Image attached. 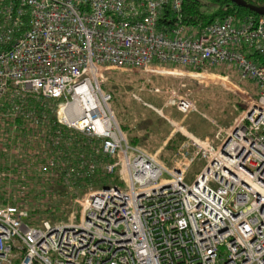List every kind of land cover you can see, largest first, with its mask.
Listing matches in <instances>:
<instances>
[{
    "label": "built area",
    "instance_id": "1",
    "mask_svg": "<svg viewBox=\"0 0 264 264\" xmlns=\"http://www.w3.org/2000/svg\"><path fill=\"white\" fill-rule=\"evenodd\" d=\"M182 9L183 0H0V106L8 97L11 117L34 122L14 103L60 101L58 125L115 158L85 171L117 170L121 183L89 189L65 221L30 227L28 204L11 203V169L0 264H264V66L245 53H264V17L228 15L192 28ZM164 65L223 82L206 68L233 70L254 89L238 94L245 110L227 130L196 101L162 91L163 108L147 106L175 109L173 126L189 119L214 128L205 139L180 132L188 141L169 163L127 142L102 89L112 71L147 76L167 73ZM194 162L202 169L186 183Z\"/></svg>",
    "mask_w": 264,
    "mask_h": 264
},
{
    "label": "trees",
    "instance_id": "2",
    "mask_svg": "<svg viewBox=\"0 0 264 264\" xmlns=\"http://www.w3.org/2000/svg\"><path fill=\"white\" fill-rule=\"evenodd\" d=\"M244 1L253 6L264 7V0ZM182 12L183 23L192 28H203L228 15L240 18L247 15L260 17L228 0H183ZM245 53L252 61L264 66V53ZM224 70L226 69L206 68L212 74L231 76L230 72ZM137 81L125 79L121 83L109 80L102 89L112 96L113 103L124 110V94L126 91L131 92ZM235 83L244 87L237 79ZM202 96L211 105L209 112L213 119L221 121L226 129L232 128L245 110V106L238 103L234 96L225 94L219 88L204 90ZM145 101L155 108L161 107L157 96L148 95ZM59 103L60 101L33 96L27 97L22 104L15 102L14 106L24 107L26 112L37 116V121L34 122L20 114L11 117L13 105L8 97L0 106V207L5 204V188L9 183L7 174L12 169L13 178L9 183L13 194L11 203L20 201L28 204L30 211L27 225L30 227L40 226V222L45 219L67 220L77 209L74 201L82 198L89 189L121 185L117 170L112 175L105 174L100 167L93 173L85 171L88 163L103 165L114 162L115 158L104 155L98 141L58 125L55 110ZM142 109L148 116H142L140 120L133 122L129 118L124 124L116 121L124 134L135 131L129 140L130 144L148 154H154L162 136L166 138L170 134L171 126L149 108ZM175 113L168 112V116L178 121L179 115ZM43 116L46 117V122L42 121ZM154 125L156 129L153 128ZM182 127L199 139H205L211 132L188 120L182 123ZM171 135L163 149L165 152L180 154L181 146L188 140L180 133ZM51 160L54 166H49Z\"/></svg>",
    "mask_w": 264,
    "mask_h": 264
},
{
    "label": "rangeland",
    "instance_id": "3",
    "mask_svg": "<svg viewBox=\"0 0 264 264\" xmlns=\"http://www.w3.org/2000/svg\"><path fill=\"white\" fill-rule=\"evenodd\" d=\"M161 68L163 69V71H165L167 73H162V74L154 73V74H148L146 76L145 74H140V73H130L129 74L126 71H116L115 70V71H112L111 74H107V81L116 80V82L123 83V80H125V79H127V80H129V79L130 80H138L135 83L132 91L131 92L126 91V93L124 94L123 102L126 106L124 110H121L120 107L116 103H113V102L110 103V108L112 109L116 120L120 124H124L126 122V120H128L129 118H130L131 122H133L135 120H140V118H142V116L143 117L148 116L147 112L142 109L143 107L149 108L147 105L151 106L152 108H154L158 111L161 108H163V106H164V104L168 98V95L162 92L164 90H170V89L176 90L178 92L179 96L184 97L188 100L196 101V103H199L201 108L204 109L206 116L207 117L210 116L211 118H213L209 112L211 105H210L209 101L206 98H203V96H202L204 90L211 89V88H219L225 94L234 96L236 101L240 104H243V105H244V103L240 102L241 100H240L238 94H240V96H242L241 93L243 91H248L250 93L254 92L253 84L250 83L248 80L242 79L241 76L233 70H224V72H230L231 76H229V77H224V76H221L218 74H212V73L208 72V74H210V75H218L220 77L226 78V80H225L226 82H223L220 80L212 81V80H208V79H206V80L205 79H197V78L188 76V74L191 73V70L188 68H181V67L167 68L166 66H162ZM169 71H171L172 73H169ZM235 79H237V81H239V83H243L244 87H241L237 83H235ZM148 95H154V96H157L158 98H160L161 107L155 108L151 104L147 103L145 101V97ZM134 96L137 97L138 100L135 99ZM162 97H164L163 100H162ZM149 109L151 111L155 112L160 118H163L171 126L170 134L167 135L166 138H165V136H162V138L159 142V145L157 146V151H156V152H158L159 157H162V155H164V159H166V162L169 163L173 156H179L180 154H177L176 152H171V151L165 152V150L163 149L165 146V143L172 136L171 134L180 133V132H187V131L182 126H177V125L173 126L172 125V123L178 124L181 121V117L176 112L175 109H173V108L165 109L164 113H158V112L152 110L151 108H149ZM125 110L128 114L125 112ZM168 112H172V113L176 112L177 115H179V120L175 121V120L171 119V117L168 116L169 115ZM186 120L192 121L189 119H185L182 121V123ZM153 122H155V121H153ZM192 122H194V121H192ZM217 122L223 128H225L221 121H217ZM195 124H197V123H195ZM197 125L206 127L208 130H211V132L207 136H209V137L213 136L214 128L211 124L204 121L202 123V125H200V124H197ZM153 128L156 129V125H154ZM134 134H135L134 130H132L128 133L125 132L124 136H125V138L129 144H130L129 140L131 139V137ZM191 148H192V146H191ZM180 152H181V148L179 150V153ZM202 166H203L202 162H194L192 164V166L190 167V169L186 175V183H191L193 181L194 177L202 169ZM95 189H100V188H94V190ZM77 209H78V207H77ZM54 221H57V220H54Z\"/></svg>",
    "mask_w": 264,
    "mask_h": 264
},
{
    "label": "water",
    "instance_id": "4",
    "mask_svg": "<svg viewBox=\"0 0 264 264\" xmlns=\"http://www.w3.org/2000/svg\"><path fill=\"white\" fill-rule=\"evenodd\" d=\"M231 3L235 4L238 7L248 9L249 11L264 17V7L263 6H253L251 4H248L244 0H228Z\"/></svg>",
    "mask_w": 264,
    "mask_h": 264
}]
</instances>
